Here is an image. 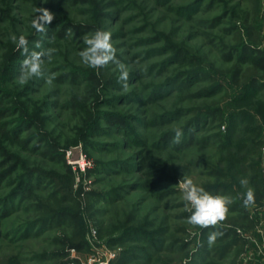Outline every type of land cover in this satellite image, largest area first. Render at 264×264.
<instances>
[{
  "label": "rangeland",
  "instance_id": "374dc122",
  "mask_svg": "<svg viewBox=\"0 0 264 264\" xmlns=\"http://www.w3.org/2000/svg\"><path fill=\"white\" fill-rule=\"evenodd\" d=\"M250 7L248 0H0V264L60 262L61 238L74 226L44 224L38 205L60 198L55 178H71L70 149L72 158L92 162L74 172L89 251H72V259L232 264L234 250L220 263L213 248L202 251L203 228L186 222L191 213L177 183L190 177L242 205L252 187L256 203L246 209L264 218V143L253 142L264 138V75L256 89L233 79L236 27L244 28ZM38 8L54 13L46 33L31 26ZM259 8L264 44V0ZM98 29L111 32L116 59L128 68L126 90L115 63L94 69L81 62L83 37ZM13 34L25 35L29 52L56 49L45 57L44 77L17 83L25 56ZM216 107L220 121L203 116ZM176 128L184 132L180 143L172 140ZM257 147L262 158L254 163L248 157ZM246 234L235 264H264L253 230Z\"/></svg>",
  "mask_w": 264,
  "mask_h": 264
},
{
  "label": "trees",
  "instance_id": "16d2710c",
  "mask_svg": "<svg viewBox=\"0 0 264 264\" xmlns=\"http://www.w3.org/2000/svg\"><path fill=\"white\" fill-rule=\"evenodd\" d=\"M251 7L244 17V28L236 27L237 32L235 35L236 41L239 43L238 49L235 51L240 52L238 62L234 67L233 79L235 82L248 86L250 89L258 88L261 77L264 75V46L262 43L261 32L256 25V18L259 15L260 0H248ZM75 28H78L77 26ZM225 58L232 60L234 55L227 53ZM101 78H109L110 74L107 70L102 71ZM92 78L100 84V78L93 75ZM205 118H210L212 122L220 121L223 117V110L221 107L214 109L208 108L203 113ZM200 119V118H199ZM111 122L118 123V120H110ZM261 129L260 127H257ZM192 133V141L195 138V133ZM173 140V138H172ZM255 144L260 145L264 143V138L259 137L253 141ZM262 147H257L255 150V157H248L252 162L258 163L261 161ZM233 154L230 153V157ZM229 168L235 167V160L231 158ZM71 178L68 180L65 177L55 178L56 190L60 195V198L56 202L46 201L38 205V210L42 216L44 224H51L52 227L62 228L66 224H72L74 231L70 234H64L61 238L62 250L58 252L60 262L57 264H83L78 258H71V252L76 251L78 253H86L89 251V243L85 237V234L81 226V213L82 203L81 199L74 194V182L75 174L72 169L69 170ZM212 195L215 194V190L208 185L204 187ZM233 198V195L230 194ZM90 198L86 197L85 203L89 205ZM66 204H70V207ZM87 205V206H88ZM221 225L209 226L203 228L200 240L201 248L204 252V247H211L215 252L217 262L223 261L234 250V259L232 264L236 263V260L241 257L245 252L249 236L246 232L254 230L257 224V220L247 211V209L237 202L229 207V211L226 214V219L221 221ZM219 232L222 235L217 236V239L213 243V246L208 244V235L211 232ZM184 232V230H182ZM235 248V249H234ZM206 253V252H205ZM116 264H127L125 259H120Z\"/></svg>",
  "mask_w": 264,
  "mask_h": 264
},
{
  "label": "clouds",
  "instance_id": "9594fccd",
  "mask_svg": "<svg viewBox=\"0 0 264 264\" xmlns=\"http://www.w3.org/2000/svg\"><path fill=\"white\" fill-rule=\"evenodd\" d=\"M36 11L39 15H36L32 20L31 26L38 33H46L47 28L45 24H50L54 20V13L46 8H38ZM11 40L16 44L17 50H22L25 56L21 62L17 83L23 86L33 78L44 77L45 57L50 60L56 49L48 48L42 51L29 52V41L25 35L21 34L17 37L13 34ZM83 43L86 47L78 53L81 62L85 66L94 69L105 68L109 63H115L119 70L118 81L122 83V87L126 90L128 88L129 71L124 63L116 59V47L112 42L111 32L98 29L90 35H85L83 37ZM35 48H41V44L37 42ZM54 79L55 73H49L45 77L48 85H52ZM174 133L173 142L180 143L184 135L183 129L176 128L174 129ZM177 184L182 193L185 207L191 213L186 221L189 225L208 228L209 226H217L219 222L226 219L229 207L234 202L231 196L224 194L212 195L187 176H183ZM241 184L247 185L248 181L242 179ZM242 200L245 208L255 205L256 196L254 188L248 187L242 195ZM219 235H222V233L215 231L208 235L209 246L215 242Z\"/></svg>",
  "mask_w": 264,
  "mask_h": 264
},
{
  "label": "built area",
  "instance_id": "2783aa9c",
  "mask_svg": "<svg viewBox=\"0 0 264 264\" xmlns=\"http://www.w3.org/2000/svg\"><path fill=\"white\" fill-rule=\"evenodd\" d=\"M72 156H73L72 149L67 150L68 163L73 167L74 172L76 174H80L83 172L85 173L88 169L92 167V162L88 160L85 155L81 154L77 158H72ZM114 256L115 254L112 255V257ZM106 264H108V262Z\"/></svg>",
  "mask_w": 264,
  "mask_h": 264
},
{
  "label": "crops",
  "instance_id": "0c3cea01",
  "mask_svg": "<svg viewBox=\"0 0 264 264\" xmlns=\"http://www.w3.org/2000/svg\"><path fill=\"white\" fill-rule=\"evenodd\" d=\"M261 36L263 39L262 33ZM253 238H254V242H256L258 246V248L256 249V254H258V256L262 258L264 255V218L257 221L256 227L253 230Z\"/></svg>",
  "mask_w": 264,
  "mask_h": 264
}]
</instances>
